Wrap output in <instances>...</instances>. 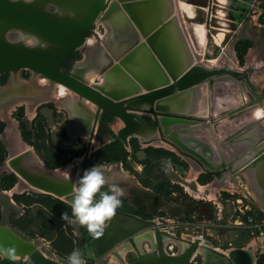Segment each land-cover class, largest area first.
<instances>
[{
  "label": "rangeland",
  "instance_id": "obj_1",
  "mask_svg": "<svg viewBox=\"0 0 264 264\" xmlns=\"http://www.w3.org/2000/svg\"><path fill=\"white\" fill-rule=\"evenodd\" d=\"M237 1L242 6L238 4V7L231 11L228 0H173L172 8L176 9L173 17L178 16L181 24L185 26L184 28L182 25V28L187 34L194 62H202L203 65L211 67L246 69L248 80H238L245 83L253 97L244 102L243 106L261 103L264 107V0ZM183 5L190 7L191 15L181 8ZM104 22L99 18L96 20V24L87 34L89 36L86 43L71 53L62 68H73V71L79 73L89 84H99L102 76L106 78L111 74H118L127 84H139V78L132 72L134 82L125 79L121 75L122 71L115 73L111 68L113 64L118 65L123 57L114 63L107 62L105 45L108 30ZM162 23L164 22L159 23L155 29ZM199 26L203 28V33L197 31L196 27ZM21 32L12 29L7 37L17 40ZM148 35L140 33L139 41L127 51H150L149 46H141L140 43L146 41ZM154 44L156 47V42ZM86 69L95 74V79L91 82ZM8 81L9 85L17 87V92L10 96L6 105L11 107L19 101L24 103L17 104L13 110L19 105H25L27 111L28 104L37 93L45 94L46 99L36 103L34 119H29L24 114L23 129L26 141L34 152L50 163L49 167L62 169L64 173L63 170L69 165L72 166L71 176L65 177V181H68L67 189L72 190L87 148L89 131L78 134L80 129L73 123V116H76V110L79 109L89 111L93 115L96 106L68 88L62 90L58 82L29 68L1 73L0 85ZM38 106L39 113L35 117ZM237 108L239 107L211 118L209 122L229 117ZM67 119L70 132H67L65 127ZM91 120L92 118L89 119L87 129ZM121 125L119 118L107 111H101L84 170L96 164L104 165L109 183H115L124 189L125 195L121 198L123 206L130 212L157 220L166 241V252L179 253L195 236H201L208 243L204 246L206 256L196 252L191 257L193 264H216L215 260H222L224 264H237L213 252L215 248L226 254L234 247L251 248L254 250L255 264H264V191H260L262 187L253 184L243 170L264 151L263 144H248L241 154L227 157L230 161L225 163L227 167L232 166L233 170L225 172L227 179L219 181L217 176L204 170L197 162L166 141H144L130 135L128 144L124 145L116 136V130ZM237 130L221 140L219 145L231 141L230 138L236 135ZM4 144L6 140L0 132V145ZM122 148L124 151L118 155ZM167 160H171L172 169L166 174L164 162ZM193 163L198 166V172L196 177L191 178ZM138 165H143L142 171L137 170ZM9 181V175L2 177L0 188ZM215 182L218 184L213 185ZM103 190L107 191V186ZM4 196L0 197L1 222L8 223L21 236L33 239L39 252L50 255L63 264H68L67 258L75 249L84 254L87 264H122L139 253L156 251L154 236L153 239L145 238L137 244L138 235L148 232L153 235V231L144 229L133 236L136 246L129 241H123L98 258L88 256L81 247L83 237L90 235L87 228L78 223L69 224L61 219L63 212H67L71 217L69 201L48 192L14 196L13 201L9 200L10 195ZM38 218H45V221L36 224ZM124 220L126 222V219ZM31 228L38 230V233L33 232ZM39 231L51 236H42ZM217 264L222 262L218 261Z\"/></svg>",
  "mask_w": 264,
  "mask_h": 264
},
{
  "label": "water",
  "instance_id": "obj_2",
  "mask_svg": "<svg viewBox=\"0 0 264 264\" xmlns=\"http://www.w3.org/2000/svg\"><path fill=\"white\" fill-rule=\"evenodd\" d=\"M136 1L139 0H31V3H25V0H0V74L16 72L20 68H29L62 84L81 98H85L96 105L87 134V148L82 156L76 181L83 174L101 111H107L122 121V125L116 130V136L124 145L128 144L130 135H134V133L142 131L146 127L143 116L136 111L150 115V125L157 132V139L177 147L183 154L197 162L204 170L220 178L228 170H233V167H227L224 161L211 163L207 158H204L193 148L176 138L174 140L168 138L169 132L163 131L159 120L160 116H165L172 119L204 123L209 122L212 117L196 116L184 111L176 112L172 110L169 104L162 101L164 98H170L182 93L191 85L201 81L211 85L213 79L223 74H227L236 80L239 78L248 80L246 69L236 70L225 66H205L202 62L191 63V58L190 64L187 66L182 68L172 66L155 47L156 31L146 36V41L140 43L141 46H149L151 61L155 69L153 72L157 73V75L159 73L162 77L158 75L155 78H139V84L144 90H105L97 82L89 84L79 73L74 72L73 68H62V64L71 53L84 43L88 31L96 19L99 18L104 21L113 11L121 10L123 3ZM236 4V7H238V1H236ZM47 6H51L52 10L48 9ZM172 21H175L173 16L167 20V22ZM12 29L22 31L19 39L11 40L7 37L8 32ZM22 33L38 38L47 47L42 48L39 45L36 47L27 46L28 44L22 39ZM134 53L135 50L129 51L123 56L118 65L113 64L111 68L128 73L126 64ZM15 92H17V87L11 85L0 87V103L10 101L8 99ZM67 122L68 119L65 127L67 132H69ZM182 128H185V126L172 128V130ZM262 144L264 145V142ZM218 151L220 153L219 147ZM219 155V158H221V153ZM262 159H264V151L251 160V163L246 165L245 168L250 167L256 170V165L260 164ZM46 184L44 185L47 191L57 195L62 192L65 194L67 201L70 202L72 190L67 189V182L62 185L61 189L58 181ZM125 217L130 218V220L124 222L125 220L123 221L122 219ZM120 220L121 224L118 222ZM0 226H4L5 232L13 236L16 242L23 245L30 243V248L26 251L17 250V253H20L17 261L12 262L0 257V264H25V256L34 254L38 249L37 244L30 239L23 238L5 223L0 222ZM144 229L153 231L156 251L139 253L129 261L122 262V264H193L191 263V257L198 247L200 241L198 236H195L186 244L181 252L168 253L164 249L163 232L159 228L157 220L143 217L122 207L117 210L116 215L108 222L103 236L100 238H94L92 235L84 236L81 247L87 252L88 256L98 258L121 241H129L133 246H136L133 236ZM7 241V237L1 238L2 244ZM234 248L235 250H240L242 247ZM213 252L237 263L236 255L228 257L225 253L219 252L215 248ZM218 261L224 264L222 260ZM218 261L215 260L216 264Z\"/></svg>",
  "mask_w": 264,
  "mask_h": 264
},
{
  "label": "bare ground",
  "instance_id": "obj_3",
  "mask_svg": "<svg viewBox=\"0 0 264 264\" xmlns=\"http://www.w3.org/2000/svg\"><path fill=\"white\" fill-rule=\"evenodd\" d=\"M228 1H229L228 2L229 10L232 11L234 7L237 6V4L235 0H228ZM185 5H183L181 8L191 15L192 13L189 9L190 7H187ZM121 6H122L121 10L113 11L109 15V17L106 20H104L105 21L104 23L106 24V29L108 30V38L105 45L106 60L108 63L117 62L119 58H122L128 52L127 50H129V48L132 47V45H134L139 41V39L141 38L139 37L140 33H142L143 35H148L156 28V26L159 23L164 22L167 19L166 16L168 14L167 12L169 9L173 15L176 12V9L166 6V0H139L130 3L125 2ZM176 24L178 25V23H174L170 25L169 28L167 29L165 25L162 27H157V29L153 31V32L155 31L157 32L155 34L156 38L154 42H156V40L157 41L159 40L156 43V49L165 57L166 55L171 56L173 54L170 53L172 52L171 50L172 41L178 35V32L176 30L177 29ZM196 29L198 32L202 31L200 33H203L202 27L199 26L196 27ZM87 37L88 35L86 36V38ZM86 38L84 40V44ZM22 39L28 43V41L31 40L32 37L24 34V36H22ZM89 41L90 39L88 40V42ZM175 54L176 53H174V55ZM126 67L127 69L130 70V72L127 73L122 70H113V71L115 73H119L118 71H122L121 75L125 79L131 82H134L133 80H135L134 78L131 77L132 73L137 78L140 79L146 77L155 78L158 77V75L159 77H162L159 73L157 75V73L153 72V70L155 69L153 62L151 61V54L150 51H147L146 49H138V51H136L134 55H132L130 60L127 62ZM180 67L182 68L183 66L180 65ZM86 74L88 75L89 82L95 79L94 73H91L87 70ZM99 84H101V86H103L105 90H112V89L143 90V87L136 82H134V84L131 85L127 84L126 81L122 79L118 74H111L106 78L102 76ZM60 87H62V90L66 89V87L63 86L62 84H60ZM241 95L244 96L245 102L249 101L253 97L252 93L249 91V89L247 88V86L243 81L236 80L227 74H223L213 79L211 85H209L205 81L195 83L176 96L170 98H164L162 102L169 104L172 110L176 112L184 111V112H188V114H193L196 116H205V117L207 116L214 118L226 111H229L232 108H236L238 104L237 103L238 98H241ZM44 99H46V96L43 93H37L35 95V100H32L28 104L27 111L29 116H33L36 108V103L39 101H43ZM250 105H248L249 107L248 106L245 107L243 111L239 113H234L229 117L222 118L212 123L187 121L183 119H172L165 116H160L159 120L163 131L169 132V134L167 135L168 138H171L173 140L174 138H176L185 145L193 148L201 156L207 158L211 162V160H213L217 156L219 158L220 153L221 155L226 156V158L227 157L229 158L235 154L238 155L240 154V152L242 153L244 151L245 147H247L248 144H250V138H249L250 132H244L238 140L228 141L226 142V144L219 146V142H221V140H223L225 137L229 136L230 134H232L234 131L237 130L238 128L237 123H239V121H242V123L246 122L245 121L246 118L244 115L247 112H250L252 109H254V107L255 108L263 107L261 103H255L252 106ZM144 106L146 105L144 104ZM1 110L5 112L6 108ZM76 111H77L76 116H73L72 114L73 123L77 125V128L81 129L84 126L85 122L89 124L88 121L90 118L93 117V115L91 112L86 111L84 109H79ZM136 112L141 116H143L144 124L146 127L142 131L134 133V135L144 141L160 142L159 139H157L158 137L157 132L154 130L153 126L150 125L151 116L146 115L141 111H136ZM6 115H7L6 112L4 113V115L2 114L3 119L9 120L8 117L5 118ZM242 125H246V124H242ZM184 126L185 128L172 130V128L184 127ZM232 126L234 127L233 132H231L232 129L222 130L223 128H228ZM87 130L89 129L86 128V131ZM218 147L220 153L218 151ZM228 151H231V153L229 154ZM211 163H215V162H211ZM250 170L252 171V173H250ZM197 172H198V166L195 163H193V169L190 174V177L193 178ZM244 173L247 174L249 173L251 175L250 179L253 182L255 181L256 183H258V181L261 180L260 178H264L262 177V175H257L256 170L254 168L245 169ZM225 179H227V176L224 174L217 180L222 181ZM216 184L218 183L215 182L213 185ZM59 185L61 189L62 184L59 183ZM59 195L62 198L66 199L64 193L59 192ZM124 219L128 221L130 220V218L128 217H125ZM118 222L120 223L121 220ZM5 230L6 229L4 226H0V244H2L1 238L7 237L8 241L5 244H2L6 247L15 246V248L17 250H20L21 252L26 251L27 249L30 248V243H26L29 245L26 244L23 245L22 243L16 242V240H14V237L11 236L9 233H6ZM140 232L142 231H139L137 234H139ZM145 238L153 239L152 232H148L143 235L142 234L138 235L136 237L137 244H139L141 240ZM121 242H119L118 244H120ZM200 242L201 239L199 243ZM165 243L166 241L165 239H163V245ZM205 245H208V243L202 238L201 244L200 245L198 244L199 248L197 247V249L193 252V254H195V252H200L203 254V256H206V252L204 250ZM17 254L19 255L20 253ZM226 254L228 257L236 255L237 262L239 264H255L254 250L252 251L248 249H240V250L234 249ZM26 257L28 258V260H26L25 264H60L45 258V256L41 252H39V249H37L34 252V254L27 255L25 256V258Z\"/></svg>",
  "mask_w": 264,
  "mask_h": 264
},
{
  "label": "crops",
  "instance_id": "obj_4",
  "mask_svg": "<svg viewBox=\"0 0 264 264\" xmlns=\"http://www.w3.org/2000/svg\"><path fill=\"white\" fill-rule=\"evenodd\" d=\"M172 4H173V0H166V6H169L172 8ZM167 13H168L166 16L167 18H170L173 16L170 9L168 10ZM177 17H174L175 21H172V22H167L168 20L167 19L166 21H164V23H162L158 27H162L165 25L167 29L169 28L170 25L174 23H178V25L176 24L177 25L176 30L178 32V35L172 41V46H171L172 52L170 54L172 53L173 54L171 56L166 55V59H167V62L171 64L172 66L180 67V65L187 66L188 64H190V58H191V63H193L194 61L192 57V52L190 50V43H189L187 34L186 32L183 31L181 27V25H183L184 28L185 26L184 24H181L180 18L178 19ZM174 53L176 54L174 55ZM9 83L10 82L8 81L7 83L0 85V87L9 85ZM33 100H35V96ZM7 102L8 101H3L0 103V108L2 109L6 108L5 112L7 115L5 118L8 117L9 119V120H5L3 119V116L0 115V118L5 122L3 134L6 140V150H7V155L5 159L3 160V163L0 165V176H4V175L8 176V175L13 174L15 179L9 186L3 185V187L0 188V197L3 198L5 197L4 195H10L9 200L13 201L14 196H21L27 193H32V194L47 193V192L50 193L49 191L45 189L46 187L44 184L46 183H52L56 181H58L62 185H64L65 182L68 183V181H65L64 173L61 171L62 169H57V168L53 169L49 167L43 161V159H41V157L36 152H34L32 147L22 138L19 125H18V120L12 116L13 108L17 104H20L22 101L16 102L11 107H8V105H6ZM244 102H245L244 96L241 95V98H238V102H237L238 103L237 107L239 108H237L235 112H233V114L243 111V109L248 106V105L243 106L242 103ZM21 104H24V103L22 102ZM22 106L24 107L25 116L28 117L29 119H32L33 116H29L28 111H26L25 105H22ZM27 110H28V106H27ZM0 111L4 115L5 112H3L2 110ZM244 116L246 118L245 120L246 122L242 123V121H239V123H237L238 124L237 129L239 130L236 132V135L230 138L231 141L238 140L244 132H250V136H249L250 144L252 146L260 144V143L262 144L264 142V107H261V108L254 107V109H252L250 112H247ZM242 124H246V125H242ZM87 126L88 124L87 122H85L84 126L81 128L82 130L80 129L77 133L78 134L85 133ZM67 129L69 131V127H67ZM229 129H232L231 132L234 131L233 126L228 127V128H223L222 130H229ZM228 153L230 154L231 151H228ZM228 160L229 159L225 158V156L221 155V158H218L217 156L216 158L211 160V162H215V163L220 162V161L227 162ZM256 167H257L256 168L257 175H262V177H264V159L261 161L260 164L256 165ZM249 168L250 167L245 168V169H249ZM257 169H258V172H257ZM250 173H252L251 170H250ZM225 175L227 176L226 173ZM248 175L249 177L251 176L249 173ZM261 179L264 180V178H261ZM253 184H255L256 186H261L262 188L260 189V191H264V181L260 182L259 180L258 183L254 181Z\"/></svg>",
  "mask_w": 264,
  "mask_h": 264
},
{
  "label": "clouds",
  "instance_id": "obj_5",
  "mask_svg": "<svg viewBox=\"0 0 264 264\" xmlns=\"http://www.w3.org/2000/svg\"><path fill=\"white\" fill-rule=\"evenodd\" d=\"M25 3H31V0H25ZM37 45L42 48L47 47L36 37H32L27 46L36 47ZM164 165V171L167 174L172 169L171 160L165 161ZM71 167L69 165L63 170L66 178L71 176ZM137 170L142 171L143 165H138ZM105 186L108 188L107 191L103 190ZM124 195L123 188L115 183H109L105 175V166L96 164L85 169L78 180L74 182L70 200L71 217L67 212H63L61 219L69 224L78 223L80 226L86 227L88 233L94 238H100L104 235L108 222L123 206L121 198ZM0 257L12 262L19 259L15 246L6 247L2 244H0ZM67 260L68 264H87L84 254L78 249L73 250Z\"/></svg>",
  "mask_w": 264,
  "mask_h": 264
},
{
  "label": "trees",
  "instance_id": "obj_6",
  "mask_svg": "<svg viewBox=\"0 0 264 264\" xmlns=\"http://www.w3.org/2000/svg\"><path fill=\"white\" fill-rule=\"evenodd\" d=\"M38 109H39V106L37 108V115L35 117L38 116V113H39V110ZM12 116L15 117L18 120L20 133L22 135V138L26 141V137H25V133H24V129H23V123H24V107L22 105L17 106L12 111ZM4 126H5V122L0 118V132H2V133H3ZM123 151H124L123 148L121 150H119L118 151V155L121 152H123ZM6 155H7L6 144H4L3 146L0 145V165L3 163V160L5 159ZM41 159H43V161L47 165H50V163H48L44 158H41ZM9 176H10V181L7 184H4V185L9 186L13 182V180L15 179V177L13 176V174L12 175H9ZM2 177H6V175L0 176V180H1ZM34 194L35 195H40V193H34ZM58 246H59V244H58Z\"/></svg>",
  "mask_w": 264,
  "mask_h": 264
},
{
  "label": "flooded vegetation",
  "instance_id": "obj_7",
  "mask_svg": "<svg viewBox=\"0 0 264 264\" xmlns=\"http://www.w3.org/2000/svg\"><path fill=\"white\" fill-rule=\"evenodd\" d=\"M237 0H235V2H236ZM239 5H241L242 6V4H240L239 3ZM47 8L48 9H51L52 10V7L51 6H47ZM167 19H169V18H167ZM166 19V20H167ZM165 20V21H166ZM96 24V23H95ZM93 25H94V23H93ZM93 27V26H92ZM91 27V28H92ZM90 28V29H91ZM88 33H89V31H88ZM89 36V35H88ZM87 39H88V37L86 38V41H87ZM86 41H85V43H86ZM159 41V40H158ZM157 40H156V43L158 42ZM136 52V51H135ZM1 84H5V82L4 83H1ZM122 208L123 209H128L127 207H124V206H122ZM41 221H45V218H38V219H36V221H35V223L36 224H39V223H41ZM0 222H1V220H0ZM2 223V222H1ZM7 225H8V223H7ZM10 226V225H9ZM10 228H12L11 226H10ZM13 229V228H12ZM14 230V229H13ZM31 230L34 232V231H37V233H38V230H36V229H34V228H31ZM15 231V230H14ZM19 234V233H18ZM39 234L40 235H44V236H47V237H49V236H51V234H49V235H47V234H45V233H43V232H41V231H39ZM20 235V234H19ZM23 237V236H22ZM200 239H201V242H202V237L201 236H198ZM23 238H25V237H23ZM25 239H27V238H25ZM30 240H32V241H34L33 239H30ZM201 242L199 243V245L201 244ZM199 248V247H198ZM242 248H245V247H242ZM232 249H234V248H231V249H229L228 250V252L230 251V250H232ZM248 249H250L251 250V248H248ZM54 250H56L55 248H54ZM84 250V249H83ZM44 256H45V258H47L48 260H50V261H53V262H56V263H60V264H62V262H59V261H57V260H55L54 258H52V257H50V255H46L45 253H43V252H41ZM196 253V252H195ZM25 260H27V257H26V259ZM238 263V262H237ZM239 264V263H238Z\"/></svg>",
  "mask_w": 264,
  "mask_h": 264
}]
</instances>
